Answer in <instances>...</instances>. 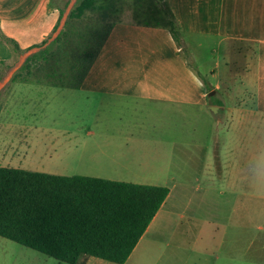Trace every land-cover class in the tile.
Returning a JSON list of instances; mask_svg holds the SVG:
<instances>
[{"label": "crops", "instance_id": "0c3cea01", "mask_svg": "<svg viewBox=\"0 0 264 264\" xmlns=\"http://www.w3.org/2000/svg\"><path fill=\"white\" fill-rule=\"evenodd\" d=\"M53 1L0 0V45L10 49L11 42L7 37L20 48L27 49L46 39L58 23L62 9L57 1L56 4ZM75 3L76 0L71 1L68 8L72 9ZM164 3L173 12L179 26L180 42L175 40L167 27L129 19L114 20L99 54L79 86L72 87L64 84L67 83L65 81L39 78H23L11 83L19 82L21 88L27 85L41 89L60 88L57 94H64L65 90H78L89 99L94 97L107 109H111L115 103L130 109H133V104L141 105L143 110H158L165 114L172 110L186 114L191 109L196 111V118L204 119L208 112H212L211 106H214L217 108L212 114L228 110L232 121L235 117L240 120L242 129H245L247 119L262 117L264 0H164ZM200 40H212L218 48L223 46L228 57L235 54L245 57V90L250 89L245 93L249 97L254 94L253 106H245V99L239 97L230 105H225L223 94L219 96L220 102L211 101L212 96L218 95L223 86L219 82L206 80L186 54L187 47L191 49L195 43L202 45ZM212 90H215V94L210 96ZM21 93L28 96L26 90ZM220 120L216 119V123ZM104 127L107 130L86 131L79 143L77 169L70 175L161 185L170 189L164 203L123 264H187L188 255L180 256L181 250L187 248L173 242L179 229L194 232L196 240L189 251L200 257L207 255L212 246L216 245L217 249L224 245L217 243L220 236L219 191L212 185L201 186L203 178L200 175L206 172L208 177L205 180L208 184H214L219 171L234 167L229 159L232 156L230 151L227 159L223 160L217 151L209 154L207 146L193 141L196 151L203 152L204 157L199 163V171L193 177L196 186L191 192L192 183L187 178L188 165L184 155L183 162L176 163L172 153L174 149L184 153L188 146L185 141L180 138L170 140L165 131H132L130 122L124 125L122 131L114 124L109 126L106 123ZM212 133L208 131V136L212 137ZM199 135L203 136L204 131H200ZM0 166L19 168L9 163ZM200 191L202 193L199 195ZM234 212L235 209L232 215ZM235 228L243 231V235L238 232L239 242L233 239L225 246L232 251L236 246L242 247L244 241L241 236L244 238V233L250 231L246 229L249 228L246 224L227 227L228 230L223 227L224 237L229 236L230 231L235 236ZM169 232L173 234L170 237ZM144 242L147 245L143 249L141 245ZM159 245L170 248L174 245L179 253H169L163 258L164 253ZM253 246L257 249L256 256L261 258L259 262L251 256ZM235 258L231 254L217 256L210 264H264V242L249 241L243 256ZM205 260L206 257L198 258L196 264H205ZM77 264L118 263L84 255Z\"/></svg>", "mask_w": 264, "mask_h": 264}, {"label": "rangeland", "instance_id": "374dc122", "mask_svg": "<svg viewBox=\"0 0 264 264\" xmlns=\"http://www.w3.org/2000/svg\"><path fill=\"white\" fill-rule=\"evenodd\" d=\"M56 1L64 9L62 13L64 15L74 0ZM164 9V0H98L94 10L87 11L79 19H70L60 49L50 63L35 65L33 62L22 71H19L20 67L7 82L5 79L28 49L21 48L22 50L17 51L12 42L9 43L10 49L0 45V164L9 163L22 169L55 174H74L78 165V150L81 146L79 143L82 142L86 131L107 130V127H104L106 123L109 126L114 124L122 131L124 125L130 122L133 126V129H130L132 131H165L170 140L180 138L188 144L184 153L177 149L172 153L176 163L183 162L184 155L188 165L187 178L191 179L193 192L196 186L193 177L199 171V163L204 157L203 152L196 151L193 141L207 146L209 154L217 151L223 160L227 159L230 153L232 156L229 159L234 163V167L219 171L214 184H208L205 180L208 177L206 172L200 175L203 178L201 186L212 185L219 191L220 236L217 243L224 245L217 249L214 245L207 255L200 257L189 251L196 240L194 232H185L183 229L178 230L177 238L173 242L188 249L181 250L180 253V256L188 255L187 264H196L198 258L203 257L207 258L205 264H210L215 257L230 254L236 257L235 259H240L247 251L249 241L264 242V115L256 119H247L245 129H242L240 120L235 117L232 121V115L228 110H222L219 114H212L216 112L212 110L201 119L196 118V111L191 109H188L186 114L175 110L165 114L158 110L146 111L141 105L139 107L135 104L133 109H130L121 103H115L111 109H107L94 100V97L89 99L78 90L75 92L65 90L64 94H57L61 91L60 88L41 89L35 85L21 88L19 82L11 83L13 80L23 78H51L67 82L76 76L70 70L74 53L83 50L96 39V36H91V32L95 30L103 32L114 20L129 19L154 23L160 15H164ZM104 11H107V15L102 14ZM57 29L51 31L46 38L47 44ZM199 42L202 45L195 43L191 49L187 47L186 54L206 80L219 82L223 86L218 95L212 96L211 101L220 102L219 96L223 94L225 105H230L241 98L245 99L243 101L245 106H253L254 94L249 97L245 93L250 91L245 90V57L238 54L228 57L223 46L218 48L212 40ZM43 65L45 67H42ZM25 90L28 96L21 93ZM218 118L221 120L216 123ZM200 131H204L203 136L199 135ZM208 131H213L212 137L208 136ZM201 193L202 191L198 194ZM245 224L249 227L246 229L250 231L244 233V238L241 236L242 242L244 241L242 247L236 246L233 251L225 247L233 239L236 243L239 242L238 232L243 235V231L235 228V236H232L233 233L230 231L229 236L224 237L223 227L228 230L227 227ZM172 235L168 233V237ZM206 235L207 233L204 237L207 239ZM146 245L147 242H144L141 247L144 249ZM159 246L164 253L163 258L169 253H179L174 245L171 248ZM256 250L253 246L251 256L259 262L261 258L256 256ZM0 264L68 263L0 236Z\"/></svg>", "mask_w": 264, "mask_h": 264}, {"label": "trees", "instance_id": "16d2710c", "mask_svg": "<svg viewBox=\"0 0 264 264\" xmlns=\"http://www.w3.org/2000/svg\"><path fill=\"white\" fill-rule=\"evenodd\" d=\"M97 3L98 0H77L65 29L46 46L47 39L27 48L44 46L31 54L19 71L33 62L50 63L60 49L70 19L81 18ZM164 10L156 22L145 23L169 28L180 42L181 31L166 3ZM63 11L62 8L53 31L59 26ZM102 14L107 15V11ZM111 27L109 23L103 32H91L96 39L74 53L70 70L76 76L64 84L76 87L82 83ZM5 38L17 51L22 50L14 40ZM169 191L168 186L0 166V236L68 264H77L84 255L123 264Z\"/></svg>", "mask_w": 264, "mask_h": 264}, {"label": "water", "instance_id": "95a60500", "mask_svg": "<svg viewBox=\"0 0 264 264\" xmlns=\"http://www.w3.org/2000/svg\"><path fill=\"white\" fill-rule=\"evenodd\" d=\"M70 9L71 8H68L66 14L63 16L59 26H58V29L56 30L55 34L53 35V37H51V39L48 41V43H50L52 40H54L60 33V31L63 29L65 23H66V20L68 18V15H69V12H70ZM47 44V43H46ZM41 47H33L31 49H29L28 51H26L22 57H21V61L19 62L18 65H16V67L11 71V73L8 75V77L5 79V82L9 81L13 75L14 72H16L23 64L24 62L26 61V59L31 55L33 54L34 52L38 51ZM215 94V90H212L209 92V95H213ZM216 108L217 107H214V106H211V109L216 111Z\"/></svg>", "mask_w": 264, "mask_h": 264}]
</instances>
